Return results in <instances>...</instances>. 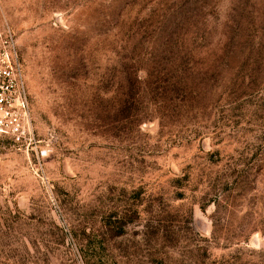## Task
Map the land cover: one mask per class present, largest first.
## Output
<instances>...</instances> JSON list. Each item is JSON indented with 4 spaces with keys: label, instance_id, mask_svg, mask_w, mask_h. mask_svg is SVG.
<instances>
[{
    "label": "rangeland",
    "instance_id": "rangeland-1",
    "mask_svg": "<svg viewBox=\"0 0 264 264\" xmlns=\"http://www.w3.org/2000/svg\"><path fill=\"white\" fill-rule=\"evenodd\" d=\"M32 139L0 135V264H264V0H0Z\"/></svg>",
    "mask_w": 264,
    "mask_h": 264
},
{
    "label": "built area",
    "instance_id": "built-area-1",
    "mask_svg": "<svg viewBox=\"0 0 264 264\" xmlns=\"http://www.w3.org/2000/svg\"><path fill=\"white\" fill-rule=\"evenodd\" d=\"M31 109L17 38L0 11V135L32 139Z\"/></svg>",
    "mask_w": 264,
    "mask_h": 264
}]
</instances>
